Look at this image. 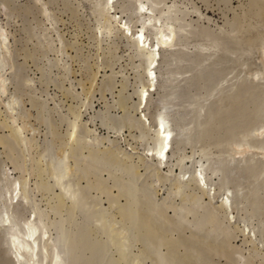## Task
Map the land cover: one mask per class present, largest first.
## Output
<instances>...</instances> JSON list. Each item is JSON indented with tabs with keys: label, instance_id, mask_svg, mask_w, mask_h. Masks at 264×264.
<instances>
[{
	"label": "rangeland",
	"instance_id": "rangeland-1",
	"mask_svg": "<svg viewBox=\"0 0 264 264\" xmlns=\"http://www.w3.org/2000/svg\"><path fill=\"white\" fill-rule=\"evenodd\" d=\"M103 8V0H0L5 227L27 234L43 224L72 264H156L153 246L120 214L129 197L130 209L166 204L211 235L213 248L203 246L197 264H264V0H114L112 14ZM112 15L154 43L160 31L174 32L154 83L149 51ZM161 118L174 136L168 165L184 158L172 174L145 156ZM195 169L230 199L228 233L218 199L178 181ZM182 232L173 238L186 239ZM4 239L0 230V264H12ZM218 244L230 252L219 254Z\"/></svg>",
	"mask_w": 264,
	"mask_h": 264
},
{
	"label": "bare ground",
	"instance_id": "bare-ground-1",
	"mask_svg": "<svg viewBox=\"0 0 264 264\" xmlns=\"http://www.w3.org/2000/svg\"><path fill=\"white\" fill-rule=\"evenodd\" d=\"M103 2H104L103 10L107 11L109 14H112L111 7L114 3V0H103ZM140 8L142 11H145L147 9L146 3H141ZM263 13H264V9H263ZM112 20H114L117 24H120V26H121L120 28L124 32H127L128 34L131 33V28L127 27V24H124V22L121 20L120 17H118L117 15H112ZM131 37H133V41L136 43V45L139 49H142L144 52L149 51L150 63H149L148 69H147V73H148L147 77L149 79V82L154 83L155 78H156L155 67H156V63L158 62L157 61L158 57L160 56V51L164 48H169L170 46H172V44L174 42L173 38L175 37V34L172 31H171V34H167V32L165 30H162V31H160V33H158V36L154 40L157 43L152 42L150 37L145 34L144 29L141 31H137L135 33H131ZM147 48L149 50H146ZM148 93H150V90L143 93V95H142V102L143 103H144V101L147 102L149 100L150 94H148ZM19 129H23V128H19ZM19 132H20V130H14V132H12L14 138H15L16 134ZM155 132L157 134V139H156L157 144L154 147L150 148L147 151L148 153L145 156H147L148 159L150 158V161L153 163L154 167H156V169H158L160 171L162 169H165L166 167H168L170 169L169 173H171V174L174 172L175 167H180V169L183 170L184 158L179 159L180 161L177 163L176 166L170 167V165H168V156H169V152L172 151L171 145H172L174 136L172 135V132L167 128L166 122L162 118L159 120V122L156 126ZM0 141H1V144L6 143V142L4 143V139H1ZM248 151L251 152L250 150H248ZM237 152L240 154L246 153L245 151H243V149L241 152L240 151H237ZM63 157H64V155H63ZM62 158H60L61 160H59V164L63 165V167L61 166L62 167L61 170H56L57 174L55 175V180L57 179L56 181L59 184H61L64 181L65 173H66V162H65V159H62ZM178 181L181 184L183 182H190V183L195 184L198 191H201L200 193L202 194V196L208 197L211 203L215 202L218 199V206L217 205L216 206L225 215V216L224 215L223 216L225 217V219L227 220V222L229 224V226H225L227 229V233H228L229 232L228 229L230 228V224L234 219V217L229 212V211H231L230 210V206H231L230 199L227 198L226 196L217 197L216 193L213 192V189H212L210 183L207 181L204 174L202 172H200L199 170L195 169L194 171H188V172L187 171L186 172L181 171L180 175L178 176ZM64 189H66V188H64ZM68 192L69 191H67V193ZM123 196H124L123 194H119V195H116L114 197L121 199V198H124ZM125 196H126V194H125ZM2 200H4V199H2ZM131 204H132V202H130V199L128 197L127 203L120 206V209H119L120 214H121L122 218H127L128 220H130L132 225H134V224L136 225L135 227H136V231L138 232V235H139V232L142 233L143 238H145L143 240H146L148 243H150L149 247L152 248V246H153L156 254H154L153 253L154 251H153L152 255H156V257L154 258V259H156V260H154V262H156V264H180L182 262H184L185 264H197L196 263L197 261L195 262V257H197L198 254H201L204 256V252H202L203 246L206 247L209 245L208 247H212L211 245L213 244L214 241L210 237L211 235L206 236L204 233V230L202 228H197L196 225H193V227H192V224L190 225L189 222H187L188 221L187 217L181 216L178 213L177 209H174L173 215H169L168 212H169L170 208L169 207L168 208L163 207V206H166V204L165 205L163 204V206H161V207L158 205L159 207H157V209L154 208V210H152V208H151L152 206H149L147 202H144L145 205H143V206L140 204L141 208H138L139 210L135 207H134L135 210L130 209L129 206H131ZM153 204L155 206V203H153ZM6 216L4 218H6ZM4 218L2 217V215L0 213V230H2L4 232V236H5V239H4L5 245L4 246H6L5 249H7L8 255H10V257L12 259V264H72L70 259L67 256V254L62 250V248L60 246L61 244L59 245V243L57 241H54L52 238L47 237L46 228L42 226L43 224H41V226L35 225L33 227H30L27 234H21V233H18L16 230H13V228L7 229L5 227V225L9 224V221L7 222ZM155 218H158V220L159 219L160 220L159 221L157 220V222H156ZM174 228H175V230H174ZM182 230L184 232H189V235L186 239H184V237L178 238V239L173 238L174 237L173 232H176V231L182 232ZM184 232H182V233H184ZM243 234L245 236L246 232H243ZM250 234H251V232H250ZM206 237H210V239L209 238L206 239ZM141 238L142 237H140V239ZM231 239H235V237H231ZM231 239H230V241H231ZM147 242H145V243H147ZM245 243L247 244V241ZM224 245L223 246L225 248L223 246H221L220 244L216 245V246H219L217 248L219 254L224 252L225 251L224 249H226V251L227 250L229 251V249H228L229 247L226 248L227 247L226 244H224ZM181 248L183 249V251L179 252V250ZM233 248L234 249H240L241 247L236 245ZM162 249H165L166 252H161ZM206 250H207V248H206ZM222 250H224V251H222ZM205 253H207V252L205 251ZM234 253H236V251ZM195 254H197V255H195ZM209 254H211V253H209ZM209 254H208V256H209ZM122 255L124 257L126 256L124 254H122ZM214 255H217V254L214 253ZM152 257H154V256H152ZM200 258L201 257L199 255V258H197V259L199 260ZM121 259H122V257H121ZM239 259H240V261H238V264H240V263L246 264L244 258L240 257ZM74 263H76V262H74Z\"/></svg>",
	"mask_w": 264,
	"mask_h": 264
}]
</instances>
